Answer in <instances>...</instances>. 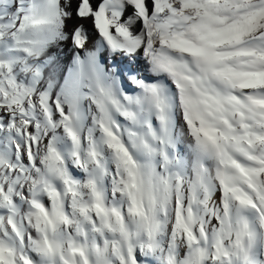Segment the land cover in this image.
<instances>
[{"label":"snow or ice","instance_id":"obj_1","mask_svg":"<svg viewBox=\"0 0 264 264\" xmlns=\"http://www.w3.org/2000/svg\"><path fill=\"white\" fill-rule=\"evenodd\" d=\"M0 264H264V0H0Z\"/></svg>","mask_w":264,"mask_h":264}]
</instances>
